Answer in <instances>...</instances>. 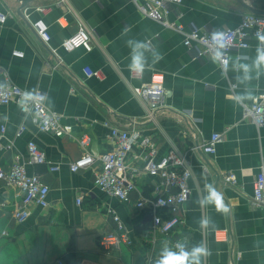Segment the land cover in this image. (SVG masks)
Wrapping results in <instances>:
<instances>
[{
	"label": "crops",
	"instance_id": "1",
	"mask_svg": "<svg viewBox=\"0 0 264 264\" xmlns=\"http://www.w3.org/2000/svg\"><path fill=\"white\" fill-rule=\"evenodd\" d=\"M246 1L264 9V0ZM56 2L47 13L38 9ZM18 6L17 0H0V14H12L0 23V78L28 90H43L48 106L61 113L62 122L72 124L73 130L63 136L41 131L18 101L0 105V168L10 169L19 157L29 174L39 175L50 187V204H33L28 219L19 222L14 212L23 195L0 178V223L9 232L0 236V264H59V260L66 264H155L162 245L179 239L189 247L203 241L212 253L205 264H264V206L250 201L254 179L264 166V125L242 119L243 104L234 102V93L246 89L253 93L244 103L256 101L264 89V76L241 83L237 77L242 74L232 67L236 60L251 62L256 48L262 46L256 37H251L248 48L232 51L230 66L222 76L221 65L213 64L209 55L199 56L195 48L184 44L183 33L142 14L132 0H35L24 10L30 24L17 14ZM249 12L237 0H182L170 6L168 18L182 23L186 31L195 27L213 31L237 26ZM76 14L93 30L92 41L67 51L62 42L77 29ZM38 18L49 26V41L33 26ZM128 39H147L163 56L142 78H133L128 69ZM94 71H100L103 78ZM154 71L163 75L167 105L151 117L133 86L148 81ZM106 121L125 129L136 126L151 135L158 157L171 150L189 152L191 194L182 208L184 223L174 234L163 236L153 229L152 215L158 209L154 204L137 205L141 196L152 198L171 191L165 180L142 169V160L130 161L138 166L137 188L124 200L95 184L100 161L86 169H70V163L86 151L78 140L84 133L92 137L88 147L92 152L113 149ZM22 124L26 129L18 135ZM215 131L224 135L216 153L191 151ZM30 140L46 152L50 163L30 162ZM55 164L59 168L52 170ZM228 172L238 175L237 186L225 182ZM206 183L222 194L223 211L195 203ZM80 195L83 201L78 204ZM112 209L118 210L132 243L106 251L100 239L114 228ZM201 216L212 217L214 231L199 228Z\"/></svg>",
	"mask_w": 264,
	"mask_h": 264
},
{
	"label": "built area",
	"instance_id": "2",
	"mask_svg": "<svg viewBox=\"0 0 264 264\" xmlns=\"http://www.w3.org/2000/svg\"><path fill=\"white\" fill-rule=\"evenodd\" d=\"M142 12V14L161 22L164 26L177 30L184 34V44L189 48H195L199 56L209 55L208 44L209 35L212 31L202 30L201 28H192L188 31L182 23L171 21L168 18L170 6L178 4L182 0H132ZM61 1H59L60 3ZM58 5V2L52 4H44L38 6L39 11L47 13ZM11 13H1L0 23H4ZM77 17V29L62 42V47L67 51H72L79 47L87 46L92 41L93 30L88 26L86 21L79 15ZM34 28L40 34L43 40L49 41L51 34L49 26L45 19L38 18L33 23ZM225 31H231L233 38L232 47L228 50L225 59L229 62L226 71L230 66L231 54L234 49L248 48L250 46L251 37H256L257 33L264 34V14L254 12L245 13L241 22L234 27L222 28ZM223 68V65H221ZM133 78H142L134 72H130ZM94 75L103 78L100 71H94ZM0 83H7L8 87L0 92V105H6L14 101L20 103L21 97L25 92L33 91L37 94L38 99L29 102L26 107H21L26 114H31L33 120L41 131L52 132L57 136L71 134L73 125L62 122V114L51 109L47 104V95L41 89L28 90L9 80H2ZM236 84H232L236 88ZM135 96L144 101L148 106V115L155 116L158 108L167 105V90L164 85L163 75L152 72L148 81L133 86ZM21 106V104H20ZM242 119L251 120L257 126L264 125V89L260 97L251 103H243ZM110 125V138L113 142V149L96 154L88 149L92 137L88 133H84L79 137L80 144L86 149L85 153L70 163L72 171L86 169L91 167L96 161L101 162L100 170L96 174L95 184L104 192L111 196L127 199L129 193L137 188L134 178L138 170L134 162L142 160V169L148 174L162 178L169 191L159 192L154 197L141 196L137 201V205L142 207L146 202H151L157 209L152 215L153 229L160 235L169 236L177 232L179 227L184 223L182 216V208L188 201L191 194L189 180L193 175L191 163L188 158L189 152H179L171 150L168 154L161 157L157 156V147L153 137L142 132L140 128L133 126L129 129L120 126ZM26 129L22 124L18 130V135ZM5 126H3V131ZM224 140L222 132L215 131L209 140L202 144H197L191 148V151L202 149L206 153L213 154L217 151V145ZM139 148L141 152H138ZM28 157L31 163H45L50 161L47 159L46 152L34 140L28 142ZM207 171L208 167L203 165ZM59 165H51L52 170H57ZM135 171V172H133ZM0 178L4 179L8 184L17 187L22 195V204L17 207L14 212L16 219L23 222L31 214V206L38 204L47 207L50 203L48 193L49 185L42 180L37 174H29L26 166L16 157L10 169L0 168ZM224 180L232 186L238 185V175L235 172H228L224 175ZM83 201V195L77 198L78 204ZM254 206H264V166L258 172L254 179L253 194L250 199ZM114 218V228L112 231L104 234L100 239L102 248L110 251L114 248L119 249L123 245L132 243V239L126 230V226L118 210L112 209ZM8 230L3 228L0 223V236H7ZM176 241H182L181 239ZM175 241V242H176ZM59 264H66L63 260L58 261Z\"/></svg>",
	"mask_w": 264,
	"mask_h": 264
},
{
	"label": "clouds",
	"instance_id": "3",
	"mask_svg": "<svg viewBox=\"0 0 264 264\" xmlns=\"http://www.w3.org/2000/svg\"><path fill=\"white\" fill-rule=\"evenodd\" d=\"M256 39L262 46L256 48L255 56L251 58V62L241 63L236 60L232 64L233 69L242 74L237 77L241 83H250L254 79L259 80L261 76H264V34L257 33ZM125 43L130 50L128 63L130 72L143 75L146 71H151L155 64L163 58L158 49L147 39H128ZM232 44L231 31L217 28L209 35L208 50L210 60L213 64L223 65L222 76L225 75L229 63L225 56ZM7 87V83H0V92ZM252 93V91L247 89L243 92L234 93V102L243 104L252 98ZM37 99L38 96L35 92H25L20 100L21 107H26L29 102H34ZM195 203L201 208L212 207L218 212L224 210L223 196L211 183L204 185L203 194H198ZM197 223L201 230L214 231L216 228L215 221L211 216H201ZM211 254L210 248L203 241L193 244L191 247L183 241H176L174 244L165 242L160 249L155 264H205L206 259Z\"/></svg>",
	"mask_w": 264,
	"mask_h": 264
},
{
	"label": "water",
	"instance_id": "4",
	"mask_svg": "<svg viewBox=\"0 0 264 264\" xmlns=\"http://www.w3.org/2000/svg\"><path fill=\"white\" fill-rule=\"evenodd\" d=\"M35 0H17V2L19 3V6L17 8V14L24 19L26 22H28L27 17L25 15L24 10L29 7V5L34 2ZM240 2V4H242L245 8H247L248 10L254 12V13H258V14H264V9L263 8H259L256 7L252 4H249L246 0H237ZM29 23V22H28ZM30 24V23H29ZM202 151V150H201Z\"/></svg>",
	"mask_w": 264,
	"mask_h": 264
}]
</instances>
